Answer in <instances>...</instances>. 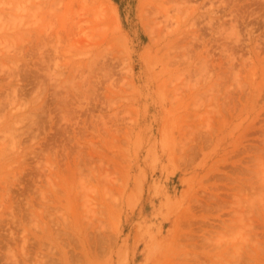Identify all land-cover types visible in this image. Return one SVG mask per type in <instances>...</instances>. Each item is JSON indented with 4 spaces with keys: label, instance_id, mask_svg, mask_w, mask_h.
Returning <instances> with one entry per match:
<instances>
[{
    "label": "rangeland",
    "instance_id": "374dc122",
    "mask_svg": "<svg viewBox=\"0 0 264 264\" xmlns=\"http://www.w3.org/2000/svg\"><path fill=\"white\" fill-rule=\"evenodd\" d=\"M0 264H264V0H0Z\"/></svg>",
    "mask_w": 264,
    "mask_h": 264
},
{
    "label": "bare ground",
    "instance_id": "6f19581e",
    "mask_svg": "<svg viewBox=\"0 0 264 264\" xmlns=\"http://www.w3.org/2000/svg\"><path fill=\"white\" fill-rule=\"evenodd\" d=\"M7 17V16H6ZM10 19V18H9Z\"/></svg>",
    "mask_w": 264,
    "mask_h": 264
}]
</instances>
